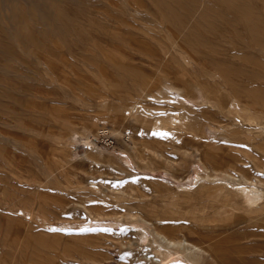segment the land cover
<instances>
[{"label":"rangeland","instance_id":"374dc122","mask_svg":"<svg viewBox=\"0 0 264 264\" xmlns=\"http://www.w3.org/2000/svg\"><path fill=\"white\" fill-rule=\"evenodd\" d=\"M6 1L0 264H231L214 253L231 247L264 258V201L250 205L232 184L264 188V96L251 97L264 78L236 100L222 75L239 64L264 75V34L231 56L203 28L204 42L182 48L145 20L160 0H59L77 11L62 17L15 15L8 3L30 2ZM131 27L140 44L106 45ZM18 81L42 92L21 104Z\"/></svg>","mask_w":264,"mask_h":264},{"label":"bare ground","instance_id":"6f19581e","mask_svg":"<svg viewBox=\"0 0 264 264\" xmlns=\"http://www.w3.org/2000/svg\"><path fill=\"white\" fill-rule=\"evenodd\" d=\"M3 1L4 0H0V14L6 13L5 11L3 12V8H5L6 5L5 4L6 0L4 2ZM28 1L30 2V5L16 6L13 3H8L7 6L10 9V12L15 15L18 14V11H21L22 13H32L37 11L44 14H55L57 16L65 15L69 12L70 13L77 12L75 11V8L67 6L66 3H65L66 6H63L60 3V1H64V0H60V1L59 0H28ZM154 4H155L154 8L151 6H147V11L144 12V16L142 15L143 18L150 22L157 21L159 24L161 23V26L156 25L157 28L159 27L161 29L162 25L169 28L172 31V34L177 39V42L179 43L180 47L182 48L183 47L186 48L188 46L194 45L197 40L199 42H204V40H201L202 36L200 34V29L203 28L211 35V37L208 38V43H214V42H216L217 44H220L218 42L229 43L233 45V47L226 48L225 53L231 56H237L243 54L246 48H250L251 50L253 49L252 51H254V49L256 48V43H252V41H257L264 34V0H160L154 2ZM129 10L131 11L130 8ZM129 14L127 15L129 16ZM159 14H163L165 16L162 18L164 20H158L157 15ZM1 20L2 19H0V31L4 32L3 29L5 28L1 23ZM11 21H13L12 22L13 26H16L15 20H11ZM129 24L131 25L132 23L129 22ZM11 26L9 28L12 30ZM58 26H60V24ZM63 29L64 27H62V30ZM130 29L131 30L127 32L126 35L124 36L121 35L118 39H111L109 41H106V45H113L115 43H119V44H126L128 46L129 45L136 46V44H140L141 42L137 40L136 36L138 34L136 33L135 29H132V27ZM11 32H13V30ZM167 36L170 38V35ZM98 37L100 36H97L96 39H94V42L93 40H85V43L91 45L92 44L97 45V42L100 41L101 44H103L104 41ZM1 38L2 37H0V39ZM29 41L36 43L39 42L38 39H35L33 37H25L20 42L22 45L26 46V44H28ZM2 44L4 43L0 41V45ZM176 45L178 46V44ZM86 57L92 58L93 56L92 54H89L87 52ZM211 61L216 64L218 63L217 59L215 58H212ZM31 69H33L35 73L39 70V68L36 69L34 66H31ZM119 72L126 74L127 73L133 74L135 71L130 70L129 68L127 69L123 68L120 69ZM222 75L225 82L228 84L229 88L235 93L236 100L240 99L243 92L249 90L251 86L250 85L251 81L264 78L262 71H259L255 68L249 69L245 64L236 65L235 67L230 69V71L229 69H224ZM30 82L32 81H18L16 83L20 92V98L18 99V102H20L21 104L24 103L26 100H30L29 96L30 97L34 96L35 98L36 95L38 96V93L42 92L38 84H36L35 82L33 83ZM1 89H3L2 92L5 95H7V93L11 94L13 92V89H11L9 86H6L5 88H1ZM251 95H252L251 97H253L255 100H258L259 98H262L264 96V90L255 92ZM26 104L27 106L28 105L32 106L33 103L28 101V103ZM3 120H4V116L1 115L0 121L2 122ZM1 159H2L1 161H4L3 158ZM3 164H5V166L7 167L6 163L3 162ZM1 167L4 168L3 165ZM199 177L201 178L202 175H199ZM207 177L210 178L215 177L214 179H218L219 176L218 177L210 176L209 174H207ZM232 184L236 186L237 190L246 197V200L250 205H256L261 200L264 201L263 187L254 184L244 183V182H238ZM259 223L264 224V222L263 223L259 222ZM147 236L148 235H146V237ZM154 240H155L154 242H157L156 239ZM258 246L259 245H254L253 247H249V248L253 250L252 252L255 251L261 252L262 249L257 250ZM249 248L247 247L246 249L248 250V252L250 251ZM232 249H233L232 247L229 249L225 248L218 251H216L217 249H214V253L216 252L218 256L220 255L221 259L228 258L231 264H257L258 260L264 259V258L258 259V257L253 256L252 254H251L252 257H248L246 256L247 254H245L240 256L239 258L236 257L233 258L231 257L230 254V250ZM196 255L198 256L199 253L194 254V256ZM164 256L165 257L162 258L163 261L165 260L168 261V259L173 258L172 254L167 252ZM209 256L211 255L209 254Z\"/></svg>","mask_w":264,"mask_h":264},{"label":"snow or ice","instance_id":"6c2138e0","mask_svg":"<svg viewBox=\"0 0 264 264\" xmlns=\"http://www.w3.org/2000/svg\"><path fill=\"white\" fill-rule=\"evenodd\" d=\"M158 135H160L161 133H157Z\"/></svg>","mask_w":264,"mask_h":264}]
</instances>
